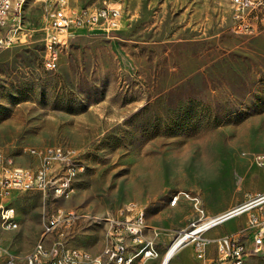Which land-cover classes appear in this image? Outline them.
<instances>
[{"label": "rangeland", "instance_id": "374dc122", "mask_svg": "<svg viewBox=\"0 0 264 264\" xmlns=\"http://www.w3.org/2000/svg\"><path fill=\"white\" fill-rule=\"evenodd\" d=\"M105 1L120 5V29L75 31L56 70L41 65L38 0H24L19 39L0 48V151L35 167L24 148L61 145L84 166L69 199L53 189L16 194L9 203L19 225L4 238L19 253L40 239L48 216L63 220L72 212L71 224L51 240L63 231L68 247L98 253L108 241L105 219L137 204L146 226L159 231V255L128 257L161 264L195 217L184 197V206L170 209L176 191L198 195L209 216L264 193V166L252 160L264 157V28L237 33L232 0ZM246 231L243 213L209 238ZM262 248L243 264H264ZM169 264L202 263L186 243Z\"/></svg>", "mask_w": 264, "mask_h": 264}, {"label": "built area", "instance_id": "2783aa9c", "mask_svg": "<svg viewBox=\"0 0 264 264\" xmlns=\"http://www.w3.org/2000/svg\"><path fill=\"white\" fill-rule=\"evenodd\" d=\"M38 1L43 9L40 28L41 65L45 70L57 69L61 50L75 31L120 29V5H113L105 0L96 7L82 6L79 0ZM18 3L21 0H0V48H8L19 39L16 33L20 23L15 21ZM231 3L234 10V29L237 33L249 35L264 28V0H232ZM23 151L36 160L35 167L16 165L12 158L0 151V229L3 231L17 228L15 210L8 203L13 192L35 190L45 195L50 193V187H57V192L69 199L72 188L70 178H76L84 168L81 160L76 159L75 150L61 145L29 146ZM252 160L257 166H264L263 155L254 153ZM178 194L195 198V205H191L195 217L190 222L191 229L188 230L192 234L183 244H192L195 258L202 264H243L249 254L263 251L264 193L213 216L208 215L198 195L187 190L176 191V195ZM61 212L63 211L60 209V214ZM243 213H247L246 232L229 233L214 238L204 236L212 228ZM73 217L75 216L72 212H69L68 220L55 221V217L48 216L43 223L40 239L19 253L0 239V260L4 264H16L18 260L24 264H128V251H136L139 259L155 258L159 255L155 247L159 231L141 223V208L137 204H133V207L124 206L118 218L105 219L109 224L108 241L96 254L68 247L61 238L63 231L57 234L55 240H51V235L61 225L69 226ZM146 230L150 231L148 238L144 234ZM138 242H148V250L144 256H137Z\"/></svg>", "mask_w": 264, "mask_h": 264}, {"label": "bare ground", "instance_id": "6f19581e", "mask_svg": "<svg viewBox=\"0 0 264 264\" xmlns=\"http://www.w3.org/2000/svg\"><path fill=\"white\" fill-rule=\"evenodd\" d=\"M23 2H24V0H21V3H18V4H17V19H18L17 22H19V17H18V16H19L20 11H21V9H22ZM82 170H83V169H82ZM82 170H81V172H82ZM81 172H80V173H81ZM71 180H72V178H70V186L72 185V184H71ZM50 189H53L54 192H55V194H56L57 196H59V197H64V196H65V197H66V195H62V193L57 192V187H50ZM53 190H52V191H53ZM72 192H73V190H72V188H71V191H70V197H71ZM181 197H184V198L188 199L189 201L192 202L193 205H195V198H193V197H186L185 194H178L177 196H175V197L173 198V203L176 204V202H177ZM67 216H68V215H67ZM61 217H62V215L60 216V218H55V221H62ZM68 219H69V218H65V217H64L63 220H68ZM141 223H144V225L146 226L143 216H141ZM1 231H3V230L0 229V232H1ZM191 234H192L191 232H190V233H187V232L185 231L181 236H179V237L177 238V241H176L173 245H171V247L168 249V251H167L166 254L164 255V258H163L161 264H169L171 258H172L173 255L176 253L177 249L181 246V244H183V243L187 240V238H188ZM0 239H2V237H1V233H0ZM142 243H143V242H138V243H137V246H138V245H141ZM147 250H148V242H146V245H145V246L143 247V249H142V252H141V253H142V256L145 255V253H146ZM128 252H129V251H128ZM128 252L126 253V261H128V264H132V260L128 257ZM141 253H140V254H141Z\"/></svg>", "mask_w": 264, "mask_h": 264}, {"label": "crops", "instance_id": "0c3cea01", "mask_svg": "<svg viewBox=\"0 0 264 264\" xmlns=\"http://www.w3.org/2000/svg\"><path fill=\"white\" fill-rule=\"evenodd\" d=\"M19 192H13L12 193V195H11V197L8 199V203L10 202V200L16 195V194H18ZM185 202H187V201H185V200H183V199H180L179 201H178V203H176L175 205H173V206H170V209H172V210H179L182 206H184L186 203ZM9 205H11L10 203H9ZM12 206V205H11ZM13 207V206H12ZM14 208V207H13ZM14 210H15V221H16V223H17V227H18V225H19V221H18V214H17V211H16V209L14 208ZM151 227H153V226H151ZM13 231V230H12ZM210 231V230H209ZM208 231V237H211V235H212V232H209ZM4 232H7V231H1L0 233H1V237H2V239H3V242H4V244L6 245V239L4 238ZM207 233V232H206ZM147 235H150V231L148 230L147 232H146V236ZM93 254H96V253H93Z\"/></svg>", "mask_w": 264, "mask_h": 264}]
</instances>
